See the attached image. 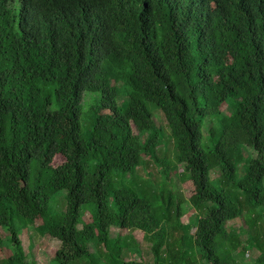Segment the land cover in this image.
Segmentation results:
<instances>
[{
	"label": "trees",
	"instance_id": "trees-1",
	"mask_svg": "<svg viewBox=\"0 0 264 264\" xmlns=\"http://www.w3.org/2000/svg\"><path fill=\"white\" fill-rule=\"evenodd\" d=\"M2 229V264L27 229L54 264H264V0H0Z\"/></svg>",
	"mask_w": 264,
	"mask_h": 264
},
{
	"label": "rangeland",
	"instance_id": "rangeland-1",
	"mask_svg": "<svg viewBox=\"0 0 264 264\" xmlns=\"http://www.w3.org/2000/svg\"><path fill=\"white\" fill-rule=\"evenodd\" d=\"M149 105H150L151 109L155 112V114L157 115L158 123L163 128H165V131L169 134L170 128L168 126V120H167L166 116L164 115V113H162L160 110H158V106L155 103L149 102ZM86 108H87V105H86ZM221 108L224 110L225 106H222ZM170 145L173 148V150L171 151V156H172V159L175 160L176 158H175L174 144L172 142H170ZM164 148H165V146H164ZM64 162H65V158L63 156H57L55 159V162H54V166L58 167V166L62 165ZM140 172L142 174L147 173L151 177H154V178H161V173H160L158 167H156V166H150L147 169L142 168V169H140ZM173 174H175V173H173ZM212 176L214 177L215 174L213 173ZM176 183H177V185H176L177 189L180 190L181 192L185 193L186 197H188L189 194L193 193L194 187L192 186V183H183L182 181H178V182L176 181ZM187 188L189 190L188 193H187ZM65 197H66L65 194H61L53 201L54 209H56L57 211L59 209L60 213H62L66 208L67 200ZM194 214H195L194 209L189 211L183 218L184 222H186V223L189 222L191 220V218L194 216ZM84 220H85V222H91L93 220V212L91 209H89L87 211ZM231 223H233V222H231ZM237 226H238V224H237ZM1 231H2L3 236L5 237L6 243H5V250L0 252V264H2V262L5 259H7L11 255L15 254V247L12 246V244L10 243V240L7 237L5 231L3 229ZM116 231H117V229L114 227L113 228V234H115ZM123 234L129 235V231L127 229H125L123 231ZM134 235H135V238L140 243H144L145 237H144V233L142 231H136V233ZM20 237L23 241L24 247H25L26 252L29 255L30 259L37 262V264H54L53 258L56 255L58 249L60 248V241L59 240L43 238L38 234V232L35 229L23 230L20 233ZM134 256L137 258L139 257L136 254H134ZM146 256H148V255H146Z\"/></svg>",
	"mask_w": 264,
	"mask_h": 264
}]
</instances>
